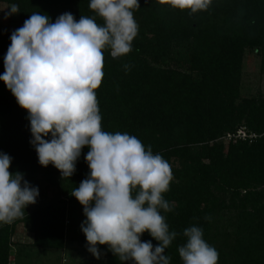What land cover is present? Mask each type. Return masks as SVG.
I'll list each match as a JSON object with an SVG mask.
<instances>
[{"label": "trees", "instance_id": "1", "mask_svg": "<svg viewBox=\"0 0 264 264\" xmlns=\"http://www.w3.org/2000/svg\"><path fill=\"white\" fill-rule=\"evenodd\" d=\"M2 1L18 5L20 27L42 12L53 21L70 12L77 20L89 16L103 24L89 0ZM139 5L133 10L139 27L132 50L116 58L104 50L103 78L94 90L102 130L134 135L169 162L173 179L163 196L171 211L161 214L177 233L165 250L170 264H183L178 248L186 242L184 229L193 225L218 251V264H264V98L241 95L248 56L259 59L264 74V0H211L195 13L166 0H139ZM11 33L0 30V74ZM240 125L255 138L218 140ZM30 139L27 110L0 81V152L12 157L9 171H20L38 190L43 185L57 191L44 194L33 209L29 204L14 221L32 226L34 246L61 248L66 221L81 230L85 219L83 206L70 193L87 177L89 149L82 148L75 172L62 177L51 163L39 164ZM71 205L79 207L70 210ZM8 225L0 226V264H9ZM80 240L86 241L82 231ZM141 240L159 243L147 231ZM99 249L107 264H131L107 245Z\"/></svg>", "mask_w": 264, "mask_h": 264}, {"label": "clouds", "instance_id": "2", "mask_svg": "<svg viewBox=\"0 0 264 264\" xmlns=\"http://www.w3.org/2000/svg\"><path fill=\"white\" fill-rule=\"evenodd\" d=\"M164 2V0H162ZM192 13L206 10L211 0H166ZM89 8L103 19H75L64 12L53 21L33 13L12 31L4 56L3 81L20 107L27 110L30 144L42 166L50 163L62 177H70L82 148L89 172L70 193L83 206L81 222L88 251L97 259L99 245L131 264H170L165 254L177 233L169 230L161 210L171 211L163 193L173 179L170 164L127 132L102 130L97 89L103 78L104 50L113 58L132 50L138 34L133 10L139 0H89ZM5 8L4 18L19 12ZM12 157L0 152V222L22 216L39 195L37 186L20 171L10 172ZM136 194L133 195V191ZM147 231L159 243L142 241ZM179 246L183 264H218L219 253L203 238L201 227L185 228Z\"/></svg>", "mask_w": 264, "mask_h": 264}, {"label": "rangeland", "instance_id": "3", "mask_svg": "<svg viewBox=\"0 0 264 264\" xmlns=\"http://www.w3.org/2000/svg\"><path fill=\"white\" fill-rule=\"evenodd\" d=\"M9 6L6 2L0 0V9ZM7 8L0 11V30L14 31L20 27L17 14L4 18ZM259 59L254 57H247L243 63L242 68V83H241V95H255L260 94L264 98V74L258 70ZM241 130L245 137L254 139L256 133L249 132L244 125H240L235 132ZM241 134V133H240ZM242 135V134H241ZM243 138L236 136L234 139ZM219 141L225 143L232 142L225 136L218 138ZM233 143V142H232ZM26 180V179H25ZM31 185L33 180H27ZM52 189L44 190V186L39 190V195L34 204H31V209L35 208L42 200H44V194L51 196L56 191L55 187ZM70 206L69 209L72 210ZM70 219V218H69ZM2 222H0V226ZM11 228L10 236V256L9 264H107V257L101 255L99 259L95 258L87 249V243L84 240H80L81 230L79 225L68 223L66 221V229L64 235V241L61 248H41L33 245V228L30 224L23 220L12 221L8 225ZM68 226V227H67Z\"/></svg>", "mask_w": 264, "mask_h": 264}, {"label": "built area", "instance_id": "4", "mask_svg": "<svg viewBox=\"0 0 264 264\" xmlns=\"http://www.w3.org/2000/svg\"><path fill=\"white\" fill-rule=\"evenodd\" d=\"M240 133H241L242 135H241ZM245 135H246V134H244L243 132H241V130H238V131H237V134H235V135H234V134H228L227 137L230 139V138H232V136H233V137H236V136H239V137H245Z\"/></svg>", "mask_w": 264, "mask_h": 264}]
</instances>
